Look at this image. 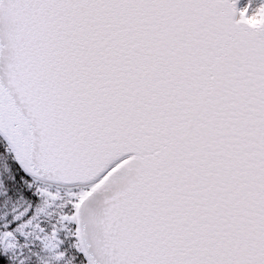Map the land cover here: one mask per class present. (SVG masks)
<instances>
[{"label":"snow or ice","instance_id":"1","mask_svg":"<svg viewBox=\"0 0 264 264\" xmlns=\"http://www.w3.org/2000/svg\"><path fill=\"white\" fill-rule=\"evenodd\" d=\"M0 264H264V0H0Z\"/></svg>","mask_w":264,"mask_h":264}]
</instances>
